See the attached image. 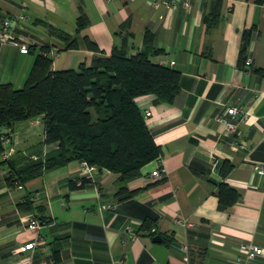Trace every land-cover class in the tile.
Instances as JSON below:
<instances>
[{"label":"crops","instance_id":"obj_1","mask_svg":"<svg viewBox=\"0 0 264 264\" xmlns=\"http://www.w3.org/2000/svg\"><path fill=\"white\" fill-rule=\"evenodd\" d=\"M170 3L0 0V27L12 17L16 35L15 42L0 43V82L22 86L45 44L54 69L89 63L96 53L110 54L127 21L133 48L142 47L145 29H152L163 49L152 59L181 73L173 102L157 101L155 93L135 98L145 113L150 111L146 120L162 153L127 182L130 190L139 189L127 198L117 194L118 173L109 169L96 168L90 182L71 188L69 179L83 174L79 160L45 170L21 187L11 185L8 159L23 163L58 146L44 141L43 118L15 123L10 139L3 141L4 150L12 153H0V264H241L236 255L242 242L264 246V173L255 166L264 163V75L257 70L264 68V1L222 0L219 12L217 0ZM81 12L90 23L79 33ZM53 28L77 35L81 46L65 49ZM245 28H252L250 65L241 56ZM84 34L100 50L85 45ZM25 43L28 51L21 50ZM233 104L241 111L229 116L237 122L236 130L229 131L217 117ZM225 161L233 166L223 175ZM160 164L166 176L155 181L150 173ZM221 181L239 192L234 203L220 202L216 190ZM24 200L41 207L23 209L19 203ZM29 215L40 220L45 245L21 250L34 236ZM127 223L138 231L136 238L123 231ZM256 264H264V254Z\"/></svg>","mask_w":264,"mask_h":264},{"label":"trees","instance_id":"obj_2","mask_svg":"<svg viewBox=\"0 0 264 264\" xmlns=\"http://www.w3.org/2000/svg\"><path fill=\"white\" fill-rule=\"evenodd\" d=\"M217 1L219 12L222 0ZM76 22L80 33L90 19L81 12ZM123 25L126 31L119 32L121 42L114 44L110 54L96 53L89 63L82 61L77 67L54 69L50 45L45 44L36 54L22 86L17 87L11 81L0 82V128L9 129L0 130V153L4 151L2 136H10L15 123L27 118H43L44 141L58 142L45 156L28 158L23 163H18L16 158L8 159L11 166L7 181L11 185L23 184L45 170L79 160L117 172L120 198L139 191L130 190L127 182L141 175L146 164L159 158L162 148L155 141L146 114L135 98L155 93L157 101L173 102L180 90L181 73L171 65L152 59V55L163 52L156 45L152 29H145L142 47L133 48L130 38L134 34L128 28L129 21ZM58 30L53 28L65 41V49L81 46L77 35ZM251 34L252 28H245L242 34L243 62L248 55ZM81 38L88 47L100 50L88 34ZM257 70L264 75L263 67ZM232 166L225 161L221 173L226 175ZM91 177L80 175L68 182L71 188L81 187L90 182ZM216 194L224 204H232L239 197L237 189L224 181L218 183ZM19 205L26 210L41 207L29 200ZM40 219L45 221L44 215H40ZM55 258L60 259L58 251Z\"/></svg>","mask_w":264,"mask_h":264},{"label":"built area","instance_id":"obj_3","mask_svg":"<svg viewBox=\"0 0 264 264\" xmlns=\"http://www.w3.org/2000/svg\"><path fill=\"white\" fill-rule=\"evenodd\" d=\"M149 2L157 6L159 4H169L170 2H174V0H149ZM188 5V2H185ZM171 4V3H170ZM15 23L14 18L12 17H6L3 20V23L0 27V43H5V42H15L16 41V35L13 32V25ZM21 50L22 51H28L29 47L28 45L21 44ZM174 62V61H172ZM252 62V57L250 55H247L245 64L250 65ZM240 108L233 104V105H227L225 109L218 115L217 119L224 125H226L227 129L229 131H234L237 128V122L230 119L229 116L238 114L240 112ZM150 113L149 110L146 111V115ZM3 141L9 140L10 136H2ZM240 145H244L241 143ZM12 152L11 151H3V155L5 157L9 156ZM83 167H82V175H94V170L97 168L96 166L90 165L87 162H82ZM256 170L258 172H263L264 173V163L262 164H256ZM151 178L153 180L161 179L166 176V168L164 165L160 164L159 166L155 167L151 173ZM82 182L81 179L78 180V184ZM17 186L21 187L22 184L18 183ZM106 205V204H104ZM28 222L27 226L29 229H31L34 232V236L29 242H26L23 244L20 248L21 250H27V249H33L37 244H43L45 245V239L43 236L39 233V228L41 227L40 220L33 216L29 215L27 216ZM175 221L178 223H181L183 225H190L192 222L188 218H183V217H175ZM155 228L153 227V230ZM123 231L128 235L129 238L133 239L136 238L138 235V231L129 223L125 224L123 227ZM264 254V246L257 244L255 242H242L239 245L238 253L236 255V261L241 263V264H256V259L257 257L261 256Z\"/></svg>","mask_w":264,"mask_h":264},{"label":"water","instance_id":"obj_4","mask_svg":"<svg viewBox=\"0 0 264 264\" xmlns=\"http://www.w3.org/2000/svg\"><path fill=\"white\" fill-rule=\"evenodd\" d=\"M34 118H36V117H34Z\"/></svg>","mask_w":264,"mask_h":264}]
</instances>
